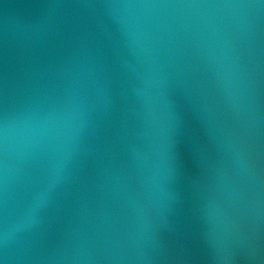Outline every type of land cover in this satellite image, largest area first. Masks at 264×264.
Returning a JSON list of instances; mask_svg holds the SVG:
<instances>
[{"label":"water","instance_id":"1","mask_svg":"<svg viewBox=\"0 0 264 264\" xmlns=\"http://www.w3.org/2000/svg\"><path fill=\"white\" fill-rule=\"evenodd\" d=\"M0 264H264V0H0Z\"/></svg>","mask_w":264,"mask_h":264}]
</instances>
